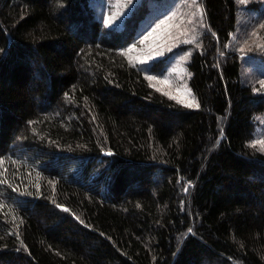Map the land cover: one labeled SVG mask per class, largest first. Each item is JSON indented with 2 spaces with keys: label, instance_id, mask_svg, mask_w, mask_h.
Listing matches in <instances>:
<instances>
[{
  "label": "trees",
  "instance_id": "trees-1",
  "mask_svg": "<svg viewBox=\"0 0 264 264\" xmlns=\"http://www.w3.org/2000/svg\"><path fill=\"white\" fill-rule=\"evenodd\" d=\"M92 2L0 0V264H264V90L231 42L240 1L202 0L199 107L125 54L147 0L117 27Z\"/></svg>",
  "mask_w": 264,
  "mask_h": 264
},
{
  "label": "rangeland",
  "instance_id": "rangeland-1",
  "mask_svg": "<svg viewBox=\"0 0 264 264\" xmlns=\"http://www.w3.org/2000/svg\"><path fill=\"white\" fill-rule=\"evenodd\" d=\"M142 1L132 0V3L128 4L127 0H93L92 6L102 22L105 17L116 14L117 19L111 27H117L138 9ZM238 1H240L238 24L231 42L236 43L241 52L242 80L251 84L256 91L262 92L264 59L255 58L251 53L260 52L264 55V28L261 27L264 25V0ZM258 1L260 8L255 11L250 10L249 5ZM147 2L145 15L138 23V37L134 43L126 47L125 54L132 63L143 69L147 79L155 77L148 79L154 88L183 104L188 105L193 100L198 103L188 83L190 73L187 63L191 50L189 46H196L204 28L202 0H197L196 5L192 4V0H147ZM197 6L203 9V16L191 15L196 12ZM174 13L177 14L175 17H173ZM190 18L191 22H189ZM161 21L164 23L161 24ZM158 24L160 27L156 28ZM153 29L156 31L153 32ZM149 32H152V35L144 43H140ZM185 56L188 58L183 59ZM159 64L166 65L163 71L157 70ZM262 141H264V113L257 118L252 141L264 152V144L259 143Z\"/></svg>",
  "mask_w": 264,
  "mask_h": 264
},
{
  "label": "snow or ice",
  "instance_id": "snow-or-ice-1",
  "mask_svg": "<svg viewBox=\"0 0 264 264\" xmlns=\"http://www.w3.org/2000/svg\"><path fill=\"white\" fill-rule=\"evenodd\" d=\"M128 4H131L132 3V0H127ZM192 4L193 5H196L197 4V0H192ZM177 14H173V17H175ZM191 15L195 16V15H200V16H203V9L200 8L199 6H197V10L196 12L192 13ZM117 19V15L116 14H113L111 16H107L104 18L103 20V23L105 26H108V27H111L113 25V23L116 21ZM168 19H171V18H168ZM189 22H191V18L189 19ZM161 24L164 23V21H161L160 22ZM160 25L158 24L156 26V28H159ZM262 28H264V25H261ZM156 29H153V32H155ZM152 35V32H149L147 36L144 37L143 40L140 41V43H144L145 40H147L150 36ZM135 47V46H133ZM129 51H131V49H129ZM159 54V53H158ZM188 57L185 56L183 59H187ZM173 71H176V69H173ZM148 79H155V77H148ZM262 84H264V82H261ZM187 106L189 107H199V104L195 102V100H193L192 102H190ZM261 144H264V141L262 142H259ZM0 163H2V161H0ZM191 231V230H189Z\"/></svg>",
  "mask_w": 264,
  "mask_h": 264
}]
</instances>
